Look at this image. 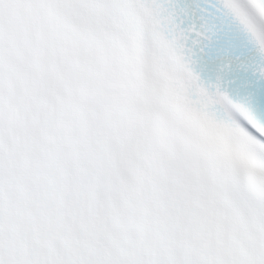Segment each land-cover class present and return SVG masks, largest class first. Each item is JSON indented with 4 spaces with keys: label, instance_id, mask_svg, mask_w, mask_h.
<instances>
[{
    "label": "snow or ice",
    "instance_id": "obj_1",
    "mask_svg": "<svg viewBox=\"0 0 264 264\" xmlns=\"http://www.w3.org/2000/svg\"><path fill=\"white\" fill-rule=\"evenodd\" d=\"M216 9L264 55V0ZM174 15L0 0V264H264V116L199 82Z\"/></svg>",
    "mask_w": 264,
    "mask_h": 264
},
{
    "label": "clouds",
    "instance_id": "obj_2",
    "mask_svg": "<svg viewBox=\"0 0 264 264\" xmlns=\"http://www.w3.org/2000/svg\"><path fill=\"white\" fill-rule=\"evenodd\" d=\"M262 37H264V34H262Z\"/></svg>",
    "mask_w": 264,
    "mask_h": 264
}]
</instances>
